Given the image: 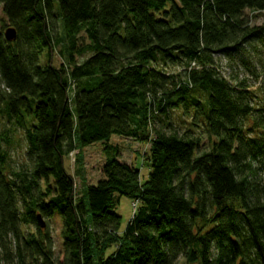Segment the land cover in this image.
<instances>
[{"label": "trees", "instance_id": "1", "mask_svg": "<svg viewBox=\"0 0 264 264\" xmlns=\"http://www.w3.org/2000/svg\"><path fill=\"white\" fill-rule=\"evenodd\" d=\"M0 3L1 112L27 141L13 169L0 131V264H264V24L245 13L264 0ZM113 134L150 140L147 178L114 156L76 191L64 157Z\"/></svg>", "mask_w": 264, "mask_h": 264}, {"label": "rangeland", "instance_id": "2", "mask_svg": "<svg viewBox=\"0 0 264 264\" xmlns=\"http://www.w3.org/2000/svg\"><path fill=\"white\" fill-rule=\"evenodd\" d=\"M245 13L251 15L252 25L264 24V10L258 13H251L249 10H245ZM255 15V16H254ZM9 27L7 17L3 12V6L0 3V30L5 31ZM46 51L40 57V63L46 64L48 56ZM85 56L78 57L80 62ZM60 59L59 47H55L52 50L51 64L58 66ZM222 63L227 62V59L220 57ZM245 72V75L243 74ZM251 75L250 72L243 71L241 76ZM251 78V76H250ZM251 80V79H250ZM259 98H264L262 93H258ZM2 104L0 103V131L7 129V135L9 137V163L13 169H19L27 164V141L25 138L24 129L19 126H14L7 121L4 113L1 112ZM174 118L178 119V113L174 112ZM184 121H187V117H183ZM180 119V121H182ZM177 122V120H175ZM151 147L150 140H136L131 138H125L123 136L113 134L107 142H94L83 148L72 151L70 154L64 157V166L66 170L74 178L76 191L85 184H96L99 179L103 177L101 173V166L104 161L109 157L117 156L120 161L126 162L139 169L140 181H144L147 178L148 169V156L149 149ZM264 181V175L261 176ZM134 201L127 196H120L119 202L115 207V211L121 217L120 231L123 230L128 220L132 217L137 209L133 205ZM49 231L53 239V249L56 257H60L62 254V239L61 228L62 221L59 214L56 212L51 218H46ZM32 229V228H31ZM113 247V246H112ZM113 249V248H112ZM107 250V254L112 250Z\"/></svg>", "mask_w": 264, "mask_h": 264}, {"label": "water", "instance_id": "3", "mask_svg": "<svg viewBox=\"0 0 264 264\" xmlns=\"http://www.w3.org/2000/svg\"><path fill=\"white\" fill-rule=\"evenodd\" d=\"M16 35V31L13 27H8L6 28V30L4 31V36L8 39V40H12L15 38ZM38 218V222L40 224L41 227L45 226V221L41 218L40 215L37 216Z\"/></svg>", "mask_w": 264, "mask_h": 264}, {"label": "built area", "instance_id": "4", "mask_svg": "<svg viewBox=\"0 0 264 264\" xmlns=\"http://www.w3.org/2000/svg\"><path fill=\"white\" fill-rule=\"evenodd\" d=\"M136 204H137V202H136V201H134V204H133V205H134V206H136Z\"/></svg>", "mask_w": 264, "mask_h": 264}]
</instances>
